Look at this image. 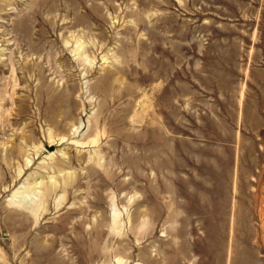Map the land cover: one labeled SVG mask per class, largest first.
<instances>
[{
	"label": "rangeland",
	"instance_id": "rangeland-1",
	"mask_svg": "<svg viewBox=\"0 0 264 264\" xmlns=\"http://www.w3.org/2000/svg\"><path fill=\"white\" fill-rule=\"evenodd\" d=\"M0 264H264V0H0Z\"/></svg>",
	"mask_w": 264,
	"mask_h": 264
}]
</instances>
